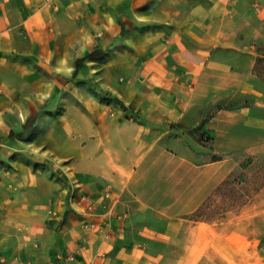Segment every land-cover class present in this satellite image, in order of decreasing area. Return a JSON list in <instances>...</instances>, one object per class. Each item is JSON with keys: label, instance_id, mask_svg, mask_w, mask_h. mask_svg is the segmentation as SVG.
I'll return each mask as SVG.
<instances>
[{"label": "crops", "instance_id": "crops-1", "mask_svg": "<svg viewBox=\"0 0 264 264\" xmlns=\"http://www.w3.org/2000/svg\"><path fill=\"white\" fill-rule=\"evenodd\" d=\"M262 62L264 0H0V264H264L193 218ZM229 89L256 99L202 117Z\"/></svg>", "mask_w": 264, "mask_h": 264}, {"label": "rangeland", "instance_id": "rangeland-1", "mask_svg": "<svg viewBox=\"0 0 264 264\" xmlns=\"http://www.w3.org/2000/svg\"><path fill=\"white\" fill-rule=\"evenodd\" d=\"M260 70L264 73V62ZM254 88L262 93L260 103L264 104V85ZM214 98L216 101L204 104L202 117L211 116L219 108L251 105L256 99L254 94L238 89L219 92ZM242 132L246 135V147L232 152L240 164L193 218L208 223H229L225 230H220L222 233L230 228L234 232H246L250 238L249 249H259L258 255L264 257V108L250 111ZM223 253L222 250L210 256L211 260L205 264H226Z\"/></svg>", "mask_w": 264, "mask_h": 264}, {"label": "trees", "instance_id": "trees-1", "mask_svg": "<svg viewBox=\"0 0 264 264\" xmlns=\"http://www.w3.org/2000/svg\"><path fill=\"white\" fill-rule=\"evenodd\" d=\"M219 109H220V108H219ZM214 158H215V159H218V158H220V157H219L218 155H216V156H214Z\"/></svg>", "mask_w": 264, "mask_h": 264}]
</instances>
